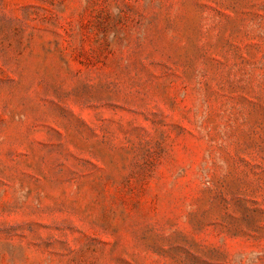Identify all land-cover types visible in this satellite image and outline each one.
I'll return each instance as SVG.
<instances>
[{
	"label": "rangeland",
	"instance_id": "374dc122",
	"mask_svg": "<svg viewBox=\"0 0 264 264\" xmlns=\"http://www.w3.org/2000/svg\"><path fill=\"white\" fill-rule=\"evenodd\" d=\"M0 264H264V0H0Z\"/></svg>",
	"mask_w": 264,
	"mask_h": 264
}]
</instances>
